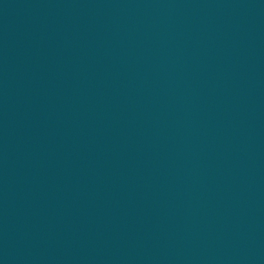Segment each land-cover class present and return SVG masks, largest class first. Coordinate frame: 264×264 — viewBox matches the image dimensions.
I'll return each mask as SVG.
<instances>
[{
  "label": "water",
  "instance_id": "obj_1",
  "mask_svg": "<svg viewBox=\"0 0 264 264\" xmlns=\"http://www.w3.org/2000/svg\"><path fill=\"white\" fill-rule=\"evenodd\" d=\"M0 264H264V0H0Z\"/></svg>",
  "mask_w": 264,
  "mask_h": 264
}]
</instances>
